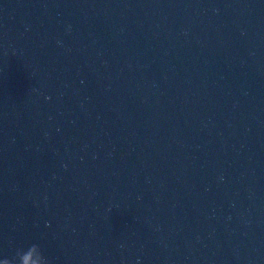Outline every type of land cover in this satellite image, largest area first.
I'll return each mask as SVG.
<instances>
[{
	"label": "water",
	"instance_id": "95a60500",
	"mask_svg": "<svg viewBox=\"0 0 264 264\" xmlns=\"http://www.w3.org/2000/svg\"><path fill=\"white\" fill-rule=\"evenodd\" d=\"M33 244L264 264V0H0V264Z\"/></svg>",
	"mask_w": 264,
	"mask_h": 264
},
{
	"label": "clouds",
	"instance_id": "9594fccd",
	"mask_svg": "<svg viewBox=\"0 0 264 264\" xmlns=\"http://www.w3.org/2000/svg\"><path fill=\"white\" fill-rule=\"evenodd\" d=\"M33 257L38 264H47V259L42 253L40 247L36 244L31 245L27 250H19L11 259H4L8 264H33ZM3 261V262H4Z\"/></svg>",
	"mask_w": 264,
	"mask_h": 264
}]
</instances>
